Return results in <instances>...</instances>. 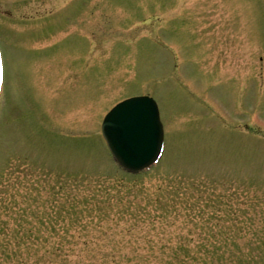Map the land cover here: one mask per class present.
I'll return each mask as SVG.
<instances>
[{"label": "rangeland", "instance_id": "1", "mask_svg": "<svg viewBox=\"0 0 264 264\" xmlns=\"http://www.w3.org/2000/svg\"><path fill=\"white\" fill-rule=\"evenodd\" d=\"M0 49V245L20 251L0 246V264L42 256L17 248L15 232L33 219L28 199L62 184L108 188L109 221L143 192L178 187L164 236L147 222L137 236L226 243L222 264H264V0H0ZM141 95L156 100L166 145L159 165L132 177L101 125ZM100 236L88 240L107 243Z\"/></svg>", "mask_w": 264, "mask_h": 264}, {"label": "trees", "instance_id": "2", "mask_svg": "<svg viewBox=\"0 0 264 264\" xmlns=\"http://www.w3.org/2000/svg\"><path fill=\"white\" fill-rule=\"evenodd\" d=\"M87 188L88 191L77 192L73 187V190H67L62 184L53 188L52 199L43 201L36 196L28 199L30 203L28 202L27 209L31 210L33 219L30 220L28 214L25 215L24 221L29 227L15 232V239H19L15 246L21 248L22 245H34L40 252L44 251L33 264L224 263L222 259L228 250L226 243H152L144 233L137 236L136 232H141L137 228L145 222L149 223L148 228L151 230L147 233L150 236H164L165 229L157 228L164 226L168 220L169 207L173 211L178 209L181 199L178 187L175 190L170 189L171 187H159L158 192H148L145 195L141 190L143 193L130 199L128 206H118V218L114 221H109L112 210L103 200L104 196H111L110 192H106L108 188L101 185ZM119 201L123 202L122 199ZM45 203L50 209L49 213L45 211L42 216L34 213L33 204L46 207ZM35 220L38 226L32 224ZM60 222H64V225L58 227ZM96 232H100L101 239L107 243L90 242L88 239L94 238ZM126 238L128 243L112 242L115 239L122 242ZM134 238L135 242L141 239L148 243H134ZM0 246L14 257L20 252L19 249L13 250L10 243ZM215 257H218L217 261L214 260ZM8 258V264H29L23 260L13 261L14 258Z\"/></svg>", "mask_w": 264, "mask_h": 264}, {"label": "water", "instance_id": "3", "mask_svg": "<svg viewBox=\"0 0 264 264\" xmlns=\"http://www.w3.org/2000/svg\"><path fill=\"white\" fill-rule=\"evenodd\" d=\"M103 135L119 164L138 173L154 165L163 148V125L156 102L135 97L117 105L105 118Z\"/></svg>", "mask_w": 264, "mask_h": 264}]
</instances>
